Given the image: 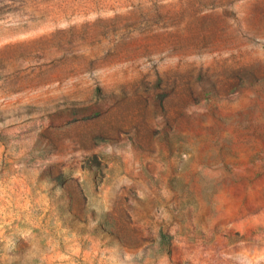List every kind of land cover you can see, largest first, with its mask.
Returning <instances> with one entry per match:
<instances>
[{"label": "rangeland", "instance_id": "rangeland-1", "mask_svg": "<svg viewBox=\"0 0 264 264\" xmlns=\"http://www.w3.org/2000/svg\"><path fill=\"white\" fill-rule=\"evenodd\" d=\"M0 264H264V0H0Z\"/></svg>", "mask_w": 264, "mask_h": 264}]
</instances>
